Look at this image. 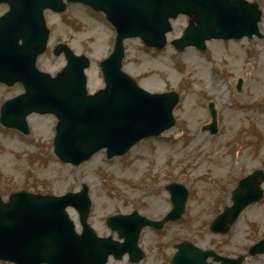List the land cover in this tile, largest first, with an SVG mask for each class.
<instances>
[{"label": "rangeland", "instance_id": "obj_1", "mask_svg": "<svg viewBox=\"0 0 264 264\" xmlns=\"http://www.w3.org/2000/svg\"><path fill=\"white\" fill-rule=\"evenodd\" d=\"M256 1L262 9V38L213 41L205 53L189 49L181 54L170 47L162 52L151 51L138 40L125 42V70L143 88L151 92L174 90L180 95L174 127L158 138L139 143L127 155L107 163L101 152L89 164L62 166L53 155L52 129L56 121L49 115L28 118L39 137L30 145L14 133H0V197L5 200L22 189L62 195L86 184L93 201L88 223L98 235H109L104 217L137 210L159 218L169 209L163 186L178 182L190 192L185 217L169 225L162 237L152 230L143 232L140 245L146 249L147 258L140 264H161L154 245L170 236L213 248L225 256L245 255L264 237V197L246 209L226 235L211 234L208 224L223 206L230 204L229 192L234 183L254 169L264 171V0ZM81 17L86 27L80 34L81 48L88 38L94 47V65L88 71L89 90H94L101 83L96 63L108 48L107 32L100 27L99 19ZM184 26V19L175 21L171 38L179 36ZM53 28L51 45L60 40L59 27ZM73 44L81 50L77 42ZM60 64L57 59L43 60L51 73ZM237 79L242 80L240 91L235 88ZM20 92L19 88L1 85L0 104ZM209 101L216 110L215 135L201 131V126L210 122L206 107ZM71 215L80 231L75 213ZM242 264H264V253L246 255Z\"/></svg>", "mask_w": 264, "mask_h": 264}, {"label": "water", "instance_id": "obj_2", "mask_svg": "<svg viewBox=\"0 0 264 264\" xmlns=\"http://www.w3.org/2000/svg\"><path fill=\"white\" fill-rule=\"evenodd\" d=\"M10 5L15 0H0ZM22 1V0H20ZM31 17L46 7L58 10V1L23 0ZM91 7L100 8L117 28L115 52L101 63L105 89L92 97L83 96L84 80L79 93L66 92L58 79L34 70V61L42 53L47 31L41 23H14L13 13L0 19V82L24 84L26 93L6 102L2 109V122L27 133L25 118L28 114L52 113L58 119L54 153L63 162L73 165L87 160L94 152L105 147L107 156L125 153L137 140L158 135L172 125L171 110L178 101L174 93L153 95L138 88L135 82L120 71L121 41L138 37L148 47L162 49L165 33L170 31L169 18L183 13L190 17L188 27L179 40L172 42L178 51L187 46L203 50L204 41L216 39L259 36L256 24L260 11L256 3L244 0H79ZM19 12L15 13L18 15ZM44 34L43 38L42 35ZM24 46L15 53L19 38ZM17 55V60L13 57ZM82 67V66H81ZM82 68L76 80L83 78ZM241 80L237 84L239 90ZM214 118V112L210 107ZM215 133V124L208 126ZM264 174L255 171L241 180L232 192V206L225 208L211 224L210 230L226 233L239 213L249 204L262 198L260 183ZM172 210L165 220H177L184 210L186 191L182 186L170 185ZM72 206L79 214L83 227L81 236L74 233L73 223L64 209ZM90 202L87 188L79 194L63 197H39L26 193L10 196L7 204H0V260L15 264H87L96 263L104 256L100 246H95L94 233L86 224ZM151 222L136 213L116 216L107 225L128 241V251L137 262L141 255L136 247L140 229ZM262 245L255 246L258 247ZM173 264H205L207 254L190 244L178 246ZM185 250H190L185 252ZM113 253L116 249L112 248ZM256 251H253L255 253ZM121 253V252H119ZM199 258V259H198ZM222 264H240L227 258H218Z\"/></svg>", "mask_w": 264, "mask_h": 264}, {"label": "flooded vegetation", "instance_id": "obj_3", "mask_svg": "<svg viewBox=\"0 0 264 264\" xmlns=\"http://www.w3.org/2000/svg\"><path fill=\"white\" fill-rule=\"evenodd\" d=\"M67 8H70L71 11H69L68 15H65V13H61L58 14L56 17H58L56 22L52 23V30L53 26H58L59 27V34L58 37L60 38V40L56 41L55 44H62L65 45L67 47H69L74 53L76 54H80L83 52H91L88 49H83L81 52L77 51L74 48V42H77V45L80 46V34L82 33V31H84L86 29L85 26H83L84 21L82 19V15L80 13L79 8H81L80 5H68ZM7 7L6 6H0V15L4 13V11H6ZM74 9V10H72ZM68 11V9H67ZM88 18V17H87ZM90 18V17H89ZM92 37V36H91ZM90 39V38H88ZM86 43L90 41L86 40ZM59 60L61 62V66H64L65 64V58L64 55L61 54L59 57ZM166 242L165 243H161L160 241L156 242V257L160 258L159 262H165V264L170 261V255H172V253L174 252V249H171L170 246H173L170 244L169 248H170V252L169 250H167L165 248ZM106 264H113V260L111 258L108 259V262Z\"/></svg>", "mask_w": 264, "mask_h": 264}]
</instances>
